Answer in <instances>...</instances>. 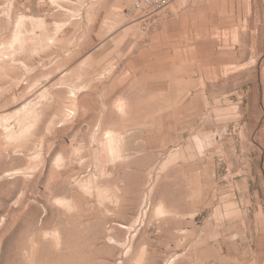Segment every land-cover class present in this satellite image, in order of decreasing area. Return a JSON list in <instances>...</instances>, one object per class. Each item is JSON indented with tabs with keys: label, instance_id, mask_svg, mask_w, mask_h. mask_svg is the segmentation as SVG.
Listing matches in <instances>:
<instances>
[{
	"label": "rangeland",
	"instance_id": "374dc122",
	"mask_svg": "<svg viewBox=\"0 0 264 264\" xmlns=\"http://www.w3.org/2000/svg\"><path fill=\"white\" fill-rule=\"evenodd\" d=\"M137 1L0 0V264H264V0Z\"/></svg>",
	"mask_w": 264,
	"mask_h": 264
},
{
	"label": "built area",
	"instance_id": "2783aa9c",
	"mask_svg": "<svg viewBox=\"0 0 264 264\" xmlns=\"http://www.w3.org/2000/svg\"><path fill=\"white\" fill-rule=\"evenodd\" d=\"M167 0H140L135 3L137 8H159L164 6Z\"/></svg>",
	"mask_w": 264,
	"mask_h": 264
},
{
	"label": "bare ground",
	"instance_id": "6f19581e",
	"mask_svg": "<svg viewBox=\"0 0 264 264\" xmlns=\"http://www.w3.org/2000/svg\"><path fill=\"white\" fill-rule=\"evenodd\" d=\"M110 133H109V131H107V133H106V136L108 137V140L110 141V142H112V139H111V137H110ZM112 147V146H111Z\"/></svg>",
	"mask_w": 264,
	"mask_h": 264
}]
</instances>
